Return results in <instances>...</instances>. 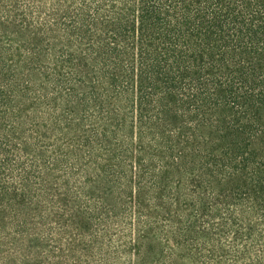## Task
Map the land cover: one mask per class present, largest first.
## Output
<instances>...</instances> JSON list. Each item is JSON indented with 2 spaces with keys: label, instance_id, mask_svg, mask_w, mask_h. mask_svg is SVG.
<instances>
[{
  "label": "trees",
  "instance_id": "16d2710c",
  "mask_svg": "<svg viewBox=\"0 0 264 264\" xmlns=\"http://www.w3.org/2000/svg\"><path fill=\"white\" fill-rule=\"evenodd\" d=\"M190 263L264 264V0H0V264Z\"/></svg>",
  "mask_w": 264,
  "mask_h": 264
},
{
  "label": "rangeland",
  "instance_id": "374dc122",
  "mask_svg": "<svg viewBox=\"0 0 264 264\" xmlns=\"http://www.w3.org/2000/svg\"><path fill=\"white\" fill-rule=\"evenodd\" d=\"M203 250L207 252V249H203ZM190 264H192V263H190Z\"/></svg>",
  "mask_w": 264,
  "mask_h": 264
}]
</instances>
